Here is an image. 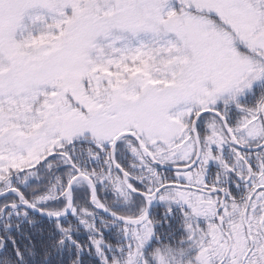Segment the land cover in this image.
I'll list each match as a JSON object with an SVG mask.
<instances>
[{"label": "snow or ice", "instance_id": "1", "mask_svg": "<svg viewBox=\"0 0 264 264\" xmlns=\"http://www.w3.org/2000/svg\"><path fill=\"white\" fill-rule=\"evenodd\" d=\"M0 264H264V0H0Z\"/></svg>", "mask_w": 264, "mask_h": 264}]
</instances>
